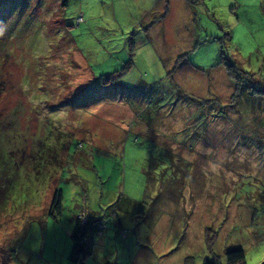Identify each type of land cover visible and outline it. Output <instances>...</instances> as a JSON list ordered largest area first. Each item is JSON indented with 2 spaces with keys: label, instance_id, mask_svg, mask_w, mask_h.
I'll return each instance as SVG.
<instances>
[{
  "label": "rangeland",
  "instance_id": "1",
  "mask_svg": "<svg viewBox=\"0 0 264 264\" xmlns=\"http://www.w3.org/2000/svg\"><path fill=\"white\" fill-rule=\"evenodd\" d=\"M89 214L82 264L264 262V0H0V264Z\"/></svg>",
  "mask_w": 264,
  "mask_h": 264
},
{
  "label": "trees",
  "instance_id": "2",
  "mask_svg": "<svg viewBox=\"0 0 264 264\" xmlns=\"http://www.w3.org/2000/svg\"><path fill=\"white\" fill-rule=\"evenodd\" d=\"M67 0H65L66 2ZM61 196L62 190L56 188L51 200V209L57 213L61 211ZM50 209L49 213L52 214ZM84 219L77 217L74 227L71 231L70 237L73 239V248L70 254V258L76 264H82L91 254L94 247V237L102 231L103 220L100 216L92 214L84 215ZM209 231H207V245L210 247L212 243V237ZM203 264H215L209 261H204ZM224 264H246L245 253L240 248H234L225 252Z\"/></svg>",
  "mask_w": 264,
  "mask_h": 264
},
{
  "label": "crops",
  "instance_id": "3",
  "mask_svg": "<svg viewBox=\"0 0 264 264\" xmlns=\"http://www.w3.org/2000/svg\"><path fill=\"white\" fill-rule=\"evenodd\" d=\"M101 233H102V231L94 237V247H95V244H96V240L99 238L98 235H101ZM97 237H98V238H97ZM94 247H93V251H94ZM93 251H92V254H93ZM92 254H91V255H92Z\"/></svg>",
  "mask_w": 264,
  "mask_h": 264
},
{
  "label": "snow or ice",
  "instance_id": "4",
  "mask_svg": "<svg viewBox=\"0 0 264 264\" xmlns=\"http://www.w3.org/2000/svg\"><path fill=\"white\" fill-rule=\"evenodd\" d=\"M247 2H249V3H256L257 0H247Z\"/></svg>",
  "mask_w": 264,
  "mask_h": 264
},
{
  "label": "water",
  "instance_id": "5",
  "mask_svg": "<svg viewBox=\"0 0 264 264\" xmlns=\"http://www.w3.org/2000/svg\"><path fill=\"white\" fill-rule=\"evenodd\" d=\"M259 264H264V262H261V263H259Z\"/></svg>",
  "mask_w": 264,
  "mask_h": 264
},
{
  "label": "clouds",
  "instance_id": "6",
  "mask_svg": "<svg viewBox=\"0 0 264 264\" xmlns=\"http://www.w3.org/2000/svg\"><path fill=\"white\" fill-rule=\"evenodd\" d=\"M259 259V258H258Z\"/></svg>",
  "mask_w": 264,
  "mask_h": 264
}]
</instances>
